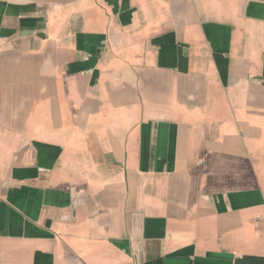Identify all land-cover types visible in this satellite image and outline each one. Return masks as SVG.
Listing matches in <instances>:
<instances>
[{"label":"crops","instance_id":"1","mask_svg":"<svg viewBox=\"0 0 264 264\" xmlns=\"http://www.w3.org/2000/svg\"><path fill=\"white\" fill-rule=\"evenodd\" d=\"M0 264H264V0H0Z\"/></svg>","mask_w":264,"mask_h":264}]
</instances>
